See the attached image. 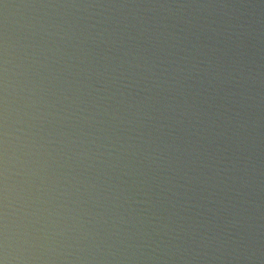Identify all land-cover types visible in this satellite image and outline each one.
<instances>
[{"label": "clouds", "instance_id": "9594fccd", "mask_svg": "<svg viewBox=\"0 0 264 264\" xmlns=\"http://www.w3.org/2000/svg\"><path fill=\"white\" fill-rule=\"evenodd\" d=\"M0 264H264V0H0Z\"/></svg>", "mask_w": 264, "mask_h": 264}]
</instances>
